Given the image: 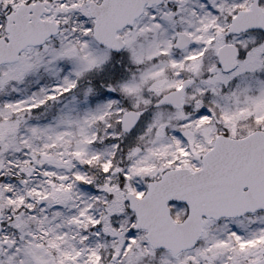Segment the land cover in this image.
Returning <instances> with one entry per match:
<instances>
[{"label":"snow or ice","instance_id":"1","mask_svg":"<svg viewBox=\"0 0 264 264\" xmlns=\"http://www.w3.org/2000/svg\"><path fill=\"white\" fill-rule=\"evenodd\" d=\"M0 264H264V0H0Z\"/></svg>","mask_w":264,"mask_h":264}]
</instances>
